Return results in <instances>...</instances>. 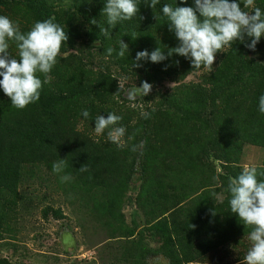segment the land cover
<instances>
[{
	"label": "trees",
	"instance_id": "16d2710c",
	"mask_svg": "<svg viewBox=\"0 0 264 264\" xmlns=\"http://www.w3.org/2000/svg\"><path fill=\"white\" fill-rule=\"evenodd\" d=\"M148 2L138 0L137 16L111 30V36L119 32L138 37L132 38L134 42L125 53L130 64L139 51L178 46L162 14L164 4L194 7V0L186 4L160 0L153 11ZM10 5L23 6L37 21L55 16L68 31L65 49L76 48L79 31L62 18V10H75L88 25L83 31L87 42L99 40L102 46L96 45L98 50L107 47L109 37L100 33L99 27L100 22L107 26L102 15L105 0H0V7ZM253 7L264 11V0H255ZM92 19L97 23L92 24ZM246 43H250L247 37ZM257 47L251 50L237 41L217 53L220 56L210 72L190 83L183 82L185 77L204 68L193 69L185 57L174 55L161 63L141 61L139 68L153 87L161 80L176 86L168 93L153 89L143 98L155 104L145 110L150 113L148 119L140 115L121 122L129 135L136 132L123 149L108 141L106 132L97 138L90 136L95 132L96 113L82 116L83 100L77 99L81 88L68 85L57 73L53 74L55 80L50 78L44 85L40 100L22 110L12 106L1 88L0 217L4 207L18 201L21 187L49 190L51 186L59 195L76 197L90 206V211L126 231L132 238L129 264H148V257L155 252L169 264H220L211 261L225 260L228 248L242 246L251 231L230 211V195L225 191L228 179L241 173L242 152L251 148L263 153L252 165L264 171V114L258 110L259 97L264 95V63L257 57ZM116 97L126 100L123 92ZM133 144L138 146L135 152L131 151ZM61 158L68 160L60 174L71 175L66 182L52 170ZM85 163L90 172H79ZM135 175V204L145 218L144 229L159 238L155 251L134 238V230L125 225L121 213ZM237 255L236 263H240L245 255ZM0 264L7 263L0 260Z\"/></svg>",
	"mask_w": 264,
	"mask_h": 264
},
{
	"label": "rangeland",
	"instance_id": "374dc122",
	"mask_svg": "<svg viewBox=\"0 0 264 264\" xmlns=\"http://www.w3.org/2000/svg\"><path fill=\"white\" fill-rule=\"evenodd\" d=\"M63 19L79 32L78 44L75 49L62 47L57 63L49 74L53 80L54 73L64 77L68 85L81 88L78 100H83V107L89 115L109 112H121L124 120L138 119L141 111H145L154 103H147L143 98L136 101H125L116 97L119 81L127 77L126 87L141 86L145 81L143 70L133 68L128 63L126 55L121 58L115 52L107 56L108 47L119 48L123 39L131 45L134 40L131 36H124L116 32L107 39L106 48L98 50L95 43L87 42L84 36L87 23L78 16L75 10H62ZM0 15L9 16L20 25L22 32H28L37 20L21 5L0 7ZM81 35V37H80ZM10 53L17 54V47L10 42ZM257 57L264 63V36L258 43ZM220 54H216L215 63ZM124 60V61H122ZM214 63V64H215ZM211 69H201L191 72L183 80L184 83L196 82ZM43 77V76H42ZM115 78V79H113ZM172 85V87L170 86ZM176 83L161 80L153 89L159 92H172ZM1 89V88H0ZM152 89V90H153ZM87 104H89L87 106ZM94 106V107H90ZM101 109V111H100ZM146 112V111H145ZM95 132L91 137H100ZM263 153L258 149L244 150L240 158V165H252L261 160ZM132 187L127 192V199L122 203L121 213L125 225L134 230V238L142 239L153 251L159 246V238L153 236V231L145 228V218L135 204L138 187V176L132 179ZM33 187V188H32ZM21 187L18 190V201L4 207L0 217V260L7 264H129L132 254L127 232L112 225L104 216L90 211L89 207L76 197H63L49 187L32 186ZM218 199L220 197H217ZM2 208V207H1ZM57 212V213H56ZM117 228V229H116ZM250 241L246 238L242 246L228 248L225 260H213V263H236L238 252L246 255ZM148 264H169L160 253L155 252L148 257Z\"/></svg>",
	"mask_w": 264,
	"mask_h": 264
},
{
	"label": "clouds",
	"instance_id": "9594fccd",
	"mask_svg": "<svg viewBox=\"0 0 264 264\" xmlns=\"http://www.w3.org/2000/svg\"><path fill=\"white\" fill-rule=\"evenodd\" d=\"M159 2L160 0H150L146 5L154 11ZM254 2L255 0H194V7L164 4L162 14L168 20L169 30L178 40V46L165 45V49L158 46L151 52L147 49L139 51L132 67H142L141 61L161 63L178 55L189 59L193 69H212L216 54L225 52L226 48L232 47L237 41L255 50L264 36V11L253 7ZM182 3L186 4L187 0H182ZM249 8L253 10L248 11ZM139 12L138 0H105L102 15L106 17L107 26L100 22V33L110 38L111 30L119 22L131 20ZM155 18L159 19L156 15ZM91 23L96 24L97 21L92 19ZM131 37L134 40L138 38L135 33ZM246 37L250 39V43H246ZM68 40V31L56 22L55 16L35 22L25 33L21 31L17 21L0 15V88L10 98L12 106L22 110L40 100L41 91L50 82L49 74ZM10 42L16 44V55L9 51ZM95 44L102 46L99 40ZM114 52L123 58L129 52V45L122 39L118 51L113 47L106 49L107 56ZM117 80L118 91L114 95L123 92L129 101L144 98L153 89V85L146 80L141 86L134 84L131 87L125 86L127 77ZM258 110L264 114V95L259 97ZM89 114L87 109L82 110L84 118H88ZM141 116L148 119L150 113L141 111ZM122 120L123 116L115 112H109L107 117L100 114L95 118L94 131L98 135L106 132L108 141L123 149L128 141L134 140L136 132L129 135L127 127L121 124ZM137 148L133 144L131 151L135 152ZM67 167V158H61L52 165L53 172L59 175L61 182L71 179L70 174L60 175ZM78 171L90 172V165L85 163ZM261 176H264V171H259L255 165L246 164L238 176L229 177L225 189L230 195L231 213L237 215L246 227L251 228L247 237L250 247L240 264H264V180L259 179Z\"/></svg>",
	"mask_w": 264,
	"mask_h": 264
}]
</instances>
